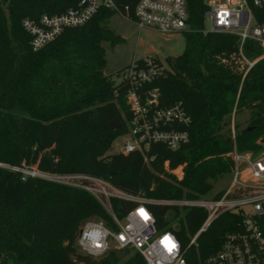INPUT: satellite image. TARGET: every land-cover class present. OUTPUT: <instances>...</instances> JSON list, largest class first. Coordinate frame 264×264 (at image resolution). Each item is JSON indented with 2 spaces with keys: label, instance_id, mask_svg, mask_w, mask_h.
<instances>
[{
  "label": "trees",
  "instance_id": "trees-1",
  "mask_svg": "<svg viewBox=\"0 0 264 264\" xmlns=\"http://www.w3.org/2000/svg\"><path fill=\"white\" fill-rule=\"evenodd\" d=\"M78 1L0 0V162L19 166L24 161L50 173H86L144 196L158 229L173 231L181 242L186 264H202L223 235L238 227L239 215L223 212L190 245L206 211L155 200L208 195L216 181L230 174L234 146L239 153L258 152L264 137V59L250 67L246 61L259 58L262 48L251 39L240 48L234 34L203 33L204 0H187L184 51L165 57L168 69L141 91L158 89L159 107L180 103L191 118L189 137L176 150L153 143L149 153L155 158L146 164L136 151L107 153L128 129L132 112L126 92L131 85L103 72L102 42L113 47L123 41L107 22L118 11L133 17L138 0H112L116 8L100 7L85 24L65 28L37 50L22 26L24 18L60 14ZM244 111L248 117L242 126L235 116ZM112 122L119 126L112 128ZM165 160L169 169L181 166V179L164 168ZM110 203L118 219L136 205L117 197ZM87 219L118 230L87 191L38 177L22 179L20 172L0 167V264H145L129 248H111L99 258L82 254L76 239Z\"/></svg>",
  "mask_w": 264,
  "mask_h": 264
},
{
  "label": "built area",
  "instance_id": "built-area-1",
  "mask_svg": "<svg viewBox=\"0 0 264 264\" xmlns=\"http://www.w3.org/2000/svg\"><path fill=\"white\" fill-rule=\"evenodd\" d=\"M204 3V23L208 20L210 28L204 26L203 33L234 34L240 48L251 39L261 46L262 54L253 61H246L248 66L264 59V0H204ZM102 6L116 8L112 0H79L74 7L60 14H42L36 20L24 18L22 26L31 36L32 49L37 50L58 37L65 28L85 24ZM123 16L139 29L153 28L161 33L188 30L187 0H138L134 16L130 17L128 12ZM142 60L143 65L133 60L120 72V81L126 79L131 85L126 92V103L132 115L127 120V139L115 152L127 154L136 151L146 164H150L155 158L149 153L153 143H163L170 150H176L188 140L186 127L191 118L180 103L159 107L158 89L141 91L143 86L168 69L153 56ZM231 126L233 131V122ZM231 157L230 182L224 189L197 199L155 202L202 207L206 211L202 224L190 238V245H196L199 235L205 233L223 212L237 213L240 217L238 227L223 235L219 248L205 256L202 264H264V152L258 155L239 153L234 146ZM163 166L169 170L167 160ZM0 167L20 172L22 179L38 177L83 189L101 203L118 230H112L102 220H85L76 239L82 254L99 258L111 248H129L140 253L145 264H186L181 242L173 231L158 229L153 213L145 204L147 201L125 193L109 181L86 173H50L26 165L24 161L19 166L0 162ZM112 197L133 200L136 205L118 219L111 208Z\"/></svg>",
  "mask_w": 264,
  "mask_h": 264
},
{
  "label": "rangeland",
  "instance_id": "rangeland-1",
  "mask_svg": "<svg viewBox=\"0 0 264 264\" xmlns=\"http://www.w3.org/2000/svg\"><path fill=\"white\" fill-rule=\"evenodd\" d=\"M107 26L123 38L121 43L113 47L107 40L102 42L107 60L103 72L104 74L112 77V79H114L116 82L121 80V75L118 74V71L125 68L136 58L144 59L148 56H153L158 58L160 62L165 65V57L176 56L184 51L185 42L182 32L161 33L153 28L139 29L133 21L118 13L114 14L108 20ZM205 28H210V23L208 20L205 21ZM247 117L248 116L244 111L235 116V121H238L243 126L246 124ZM126 139V132L118 135L113 140L111 149L107 153H113L119 150L122 143ZM260 139L258 140L259 143ZM260 144V149L254 155L264 152V141ZM167 171L172 174L175 179H181L182 177L181 166H178L173 170L169 169ZM229 182L230 175L228 174L214 183L209 194H213L218 190L224 189L228 186ZM137 197L141 201H149L144 196ZM130 254L131 253L124 255L122 259L128 258Z\"/></svg>",
  "mask_w": 264,
  "mask_h": 264
},
{
  "label": "water",
  "instance_id": "water-1",
  "mask_svg": "<svg viewBox=\"0 0 264 264\" xmlns=\"http://www.w3.org/2000/svg\"><path fill=\"white\" fill-rule=\"evenodd\" d=\"M110 126H111L112 128H114V127H118L119 125H118V123H114V122H112V123H110ZM263 141H264V137L260 139V143H262Z\"/></svg>",
  "mask_w": 264,
  "mask_h": 264
},
{
  "label": "crops",
  "instance_id": "crops-1",
  "mask_svg": "<svg viewBox=\"0 0 264 264\" xmlns=\"http://www.w3.org/2000/svg\"><path fill=\"white\" fill-rule=\"evenodd\" d=\"M138 59H141V58H136V59H134V60H138Z\"/></svg>",
  "mask_w": 264,
  "mask_h": 264
}]
</instances>
